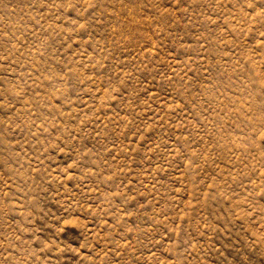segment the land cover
Returning a JSON list of instances; mask_svg holds the SVG:
<instances>
[{
    "label": "rangeland",
    "instance_id": "rangeland-1",
    "mask_svg": "<svg viewBox=\"0 0 264 264\" xmlns=\"http://www.w3.org/2000/svg\"><path fill=\"white\" fill-rule=\"evenodd\" d=\"M0 264H264V0H0Z\"/></svg>",
    "mask_w": 264,
    "mask_h": 264
}]
</instances>
